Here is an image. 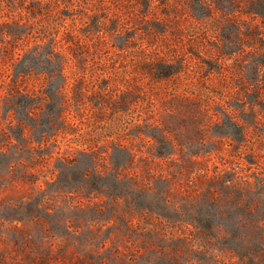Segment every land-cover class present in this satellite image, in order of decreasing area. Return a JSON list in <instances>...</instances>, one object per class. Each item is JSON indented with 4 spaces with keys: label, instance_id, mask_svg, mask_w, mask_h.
<instances>
[{
    "label": "rangeland",
    "instance_id": "1",
    "mask_svg": "<svg viewBox=\"0 0 264 264\" xmlns=\"http://www.w3.org/2000/svg\"><path fill=\"white\" fill-rule=\"evenodd\" d=\"M0 264H264V0H0Z\"/></svg>",
    "mask_w": 264,
    "mask_h": 264
},
{
    "label": "trees",
    "instance_id": "2",
    "mask_svg": "<svg viewBox=\"0 0 264 264\" xmlns=\"http://www.w3.org/2000/svg\"><path fill=\"white\" fill-rule=\"evenodd\" d=\"M36 55L37 54L35 52H33V51H31L29 53L27 52L25 54V57L22 60L23 63H24L23 64V66H24L23 68H27L26 70L31 69V67L33 65H38L39 64L38 62H40V64H43V65H49V64H52V63L53 64L57 63L56 60H54L55 58H53L52 56H46L44 59H39V57H37ZM58 63L59 64H63L62 61L61 62L59 61ZM155 73H156L157 77H161V78L165 77V76H168V73H166L163 70L162 66L161 67H157Z\"/></svg>",
    "mask_w": 264,
    "mask_h": 264
}]
</instances>
